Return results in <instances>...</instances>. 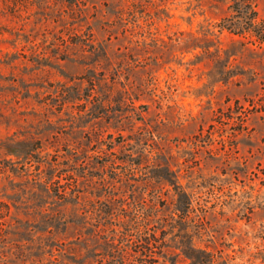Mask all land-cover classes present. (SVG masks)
I'll return each mask as SVG.
<instances>
[{
  "label": "rangeland",
  "instance_id": "1",
  "mask_svg": "<svg viewBox=\"0 0 264 264\" xmlns=\"http://www.w3.org/2000/svg\"><path fill=\"white\" fill-rule=\"evenodd\" d=\"M0 264H264V0H0Z\"/></svg>",
  "mask_w": 264,
  "mask_h": 264
},
{
  "label": "trees",
  "instance_id": "2",
  "mask_svg": "<svg viewBox=\"0 0 264 264\" xmlns=\"http://www.w3.org/2000/svg\"><path fill=\"white\" fill-rule=\"evenodd\" d=\"M250 7H252L253 9H252V11H251V19H250V22H255V19H256V17H257V13H256V11L254 10V8H255V4L252 6V5H249ZM225 28V27H224ZM183 216H187V215H185L184 213H183ZM180 218V221L181 220H183L184 221V217H179ZM151 236H154L153 235V233H152V235ZM188 259H190L191 261H192V258H189L188 257Z\"/></svg>",
  "mask_w": 264,
  "mask_h": 264
}]
</instances>
